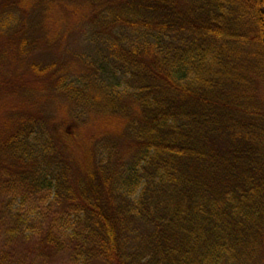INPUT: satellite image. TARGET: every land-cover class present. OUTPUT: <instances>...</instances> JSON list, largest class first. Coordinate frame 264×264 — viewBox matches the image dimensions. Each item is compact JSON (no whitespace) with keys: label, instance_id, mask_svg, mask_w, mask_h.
Listing matches in <instances>:
<instances>
[{"label":"trees","instance_id":"trees-1","mask_svg":"<svg viewBox=\"0 0 264 264\" xmlns=\"http://www.w3.org/2000/svg\"><path fill=\"white\" fill-rule=\"evenodd\" d=\"M34 1L3 0L0 34L14 43L32 31L24 13L49 0ZM90 1L101 9L81 56L87 72L54 87L109 130L89 144L74 128L57 136L41 118L20 119L0 142L3 186L16 180L72 208L85 262L264 264V100L254 95L264 0ZM250 41L258 73L243 55ZM12 203H0L9 242L30 234ZM41 244L62 242L48 231ZM13 263L27 264L1 246L0 264Z\"/></svg>","mask_w":264,"mask_h":264},{"label":"rangeland","instance_id":"rangeland-1","mask_svg":"<svg viewBox=\"0 0 264 264\" xmlns=\"http://www.w3.org/2000/svg\"><path fill=\"white\" fill-rule=\"evenodd\" d=\"M34 3L28 0L22 6L30 7ZM100 6L90 0L45 1L44 6L31 7L24 13L23 17L33 26L32 31L14 36V43L0 34V142L24 117L43 119L57 136L74 128L81 134L80 140L89 144L109 130L104 118L74 113L73 104L54 87L58 77L77 78L87 72L81 56ZM4 7L5 2L0 0V11ZM250 28L248 25V31ZM22 38L30 39L33 45L20 49ZM243 55L249 71L258 73L254 43L250 41L244 46ZM32 64L52 66L51 74H37ZM254 95L264 100V85L256 79ZM6 181L7 175L0 169V203L6 198L12 200L9 214L19 216V227L30 234L13 242L0 237V247L14 246L27 264H101L92 258L85 262L83 253L75 250V236L81 230L72 223V208L50 201L49 192L30 194L16 180L3 186ZM48 231L54 232L62 244L57 247L41 244L42 234Z\"/></svg>","mask_w":264,"mask_h":264}]
</instances>
